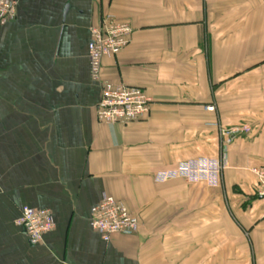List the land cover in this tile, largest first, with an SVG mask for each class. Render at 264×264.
<instances>
[{
  "label": "crops",
  "instance_id": "obj_1",
  "mask_svg": "<svg viewBox=\"0 0 264 264\" xmlns=\"http://www.w3.org/2000/svg\"><path fill=\"white\" fill-rule=\"evenodd\" d=\"M13 1L0 24V264H264L251 171L264 166V0ZM106 17L133 34L103 82L152 101L130 124L97 117L88 46ZM245 126L225 147L221 131ZM203 157L225 163L221 187L155 180ZM195 186L208 195H187ZM105 195L138 234L107 243L92 228ZM24 207L51 211L42 243L18 225Z\"/></svg>",
  "mask_w": 264,
  "mask_h": 264
},
{
  "label": "built area",
  "instance_id": "obj_2",
  "mask_svg": "<svg viewBox=\"0 0 264 264\" xmlns=\"http://www.w3.org/2000/svg\"><path fill=\"white\" fill-rule=\"evenodd\" d=\"M17 16L16 3L13 0H0V24L14 20ZM133 28L129 23L106 17L90 30L89 61L91 78L100 85L101 100L98 104L97 117L107 124H130L150 113L151 99L146 92L135 86L112 85L102 80L105 57L119 55L130 43ZM209 110L214 111L213 107ZM251 127L230 131L222 130L225 147L241 133H250ZM225 163L210 158H198L177 164L173 169L160 171L155 175L159 183L183 179L191 184H205L210 188H219L223 183ZM252 173L257 179V194L264 197V166L255 167ZM18 225L24 228L31 244L42 243L46 234L55 229L51 211L24 207ZM92 228L101 235L105 242H110L114 235L134 236L139 233L141 223L137 215L121 201L105 195L99 205L92 210Z\"/></svg>",
  "mask_w": 264,
  "mask_h": 264
},
{
  "label": "rangeland",
  "instance_id": "obj_3",
  "mask_svg": "<svg viewBox=\"0 0 264 264\" xmlns=\"http://www.w3.org/2000/svg\"><path fill=\"white\" fill-rule=\"evenodd\" d=\"M196 189L192 190L191 192H187V195H208V193L205 191L203 186H195ZM187 189V188H186Z\"/></svg>",
  "mask_w": 264,
  "mask_h": 264
}]
</instances>
